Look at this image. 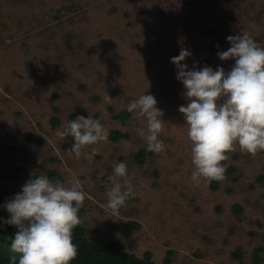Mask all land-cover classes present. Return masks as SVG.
<instances>
[{
  "label": "rangeland",
  "instance_id": "374dc122",
  "mask_svg": "<svg viewBox=\"0 0 264 264\" xmlns=\"http://www.w3.org/2000/svg\"><path fill=\"white\" fill-rule=\"evenodd\" d=\"M244 32L264 47V0H0V205L31 176L54 171L65 187L87 193L78 215L94 245L117 242L138 258L149 252L155 264L169 251L170 264H264V181L257 180L264 151L252 155L237 144L222 162L234 171L216 190L203 179L194 184L192 142L178 111L187 98L170 62L185 48L189 69L228 71L235 61L217 52L230 47L227 36ZM147 92L166 123L159 154L139 134L147 135L144 118L130 112L125 126L112 119ZM72 115L128 138L85 147L95 149L92 160L76 158L73 139L57 135ZM116 162L127 164L136 193L118 212L106 206L112 182L122 183ZM0 215L9 216L3 207ZM127 223L136 226L122 236ZM11 237L0 236V256L14 255Z\"/></svg>",
  "mask_w": 264,
  "mask_h": 264
},
{
  "label": "clouds",
  "instance_id": "9594fccd",
  "mask_svg": "<svg viewBox=\"0 0 264 264\" xmlns=\"http://www.w3.org/2000/svg\"><path fill=\"white\" fill-rule=\"evenodd\" d=\"M226 39L230 47L218 51L217 57L235 61L228 71L219 66L215 70L210 66L189 69L185 60L191 52L185 48L170 61L187 98L178 111L183 114L192 142L194 170L190 179L194 184L202 179L207 183L224 180L226 165L222 162L237 144L241 151L252 155L264 151V47L247 32ZM222 97L224 102L218 103ZM105 99L110 101L111 97L106 94ZM156 105L155 97L147 92L126 107L144 118L147 135L143 129L139 134L145 137L148 150L159 154L165 149L160 133L166 123L163 110ZM57 135L71 137L74 142L69 152L88 160L96 151L84 153L83 149L108 139L104 125L89 116L67 121ZM113 173L122 183L112 182L106 206L118 212L136 193L125 162H116ZM86 196L82 186L65 187L46 175L31 176L19 192L0 205L9 214L0 221L17 228L9 244L14 253L9 264H71L78 254L73 229L80 224L78 212Z\"/></svg>",
  "mask_w": 264,
  "mask_h": 264
},
{
  "label": "trees",
  "instance_id": "16d2710c",
  "mask_svg": "<svg viewBox=\"0 0 264 264\" xmlns=\"http://www.w3.org/2000/svg\"><path fill=\"white\" fill-rule=\"evenodd\" d=\"M224 102V100H223ZM110 113H113L112 109H109ZM130 115L129 111H123L118 113L117 115H113L112 119L121 122L122 125H126L128 117ZM71 119H75L76 116H70ZM51 124L54 126L59 125L60 121L58 119H51ZM128 138L127 134H121L118 131L109 132L108 140L117 143L124 139ZM146 159V153L141 150L135 156L134 160L138 165H143ZM233 168H226L225 176H230L233 173ZM48 178L53 181H60V178L54 171H50L48 173ZM260 183H263L264 178L259 177L257 179ZM209 188L213 191L218 188V181H212L211 183H207ZM232 210L235 214H241L242 208L239 205H234ZM0 218L6 220L7 217H3L0 215ZM136 226L133 223H127L123 225L120 229V233L122 236H127ZM17 231L15 226L7 225L0 221V236L3 234H11L13 237L14 233ZM87 230L84 223L80 222L78 226L73 229L72 239L73 242L77 245L78 254L77 257L71 262V264H155L152 261V256L149 252L144 253L141 258H138L134 255L125 253L123 249V245L117 242H107L100 245H94L87 239ZM10 242V241H9ZM172 252H167L166 258L164 259V264H170V256ZM259 258L255 259V262H259ZM0 264H9V258H5L0 256ZM189 264V263H184Z\"/></svg>",
  "mask_w": 264,
  "mask_h": 264
}]
</instances>
